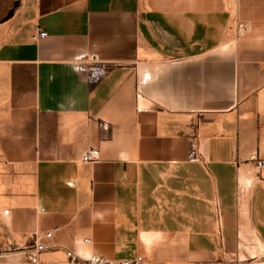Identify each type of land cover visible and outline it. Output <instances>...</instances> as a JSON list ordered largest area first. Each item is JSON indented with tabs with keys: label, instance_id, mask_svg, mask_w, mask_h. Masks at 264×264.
<instances>
[{
	"label": "crops",
	"instance_id": "0c3cea01",
	"mask_svg": "<svg viewBox=\"0 0 264 264\" xmlns=\"http://www.w3.org/2000/svg\"><path fill=\"white\" fill-rule=\"evenodd\" d=\"M243 8L0 0V264L258 263L264 44L232 30Z\"/></svg>",
	"mask_w": 264,
	"mask_h": 264
},
{
	"label": "rangeland",
	"instance_id": "374dc122",
	"mask_svg": "<svg viewBox=\"0 0 264 264\" xmlns=\"http://www.w3.org/2000/svg\"><path fill=\"white\" fill-rule=\"evenodd\" d=\"M242 1L243 5L246 4V8H243L245 15L243 14L242 18L239 19L238 12H236L232 30L236 31L237 36H247L253 42L264 44V0ZM240 25L245 26L246 30L244 32L239 31ZM251 256L258 257L257 264H264V251H261V249H256L255 252L251 253Z\"/></svg>",
	"mask_w": 264,
	"mask_h": 264
},
{
	"label": "built area",
	"instance_id": "2783aa9c",
	"mask_svg": "<svg viewBox=\"0 0 264 264\" xmlns=\"http://www.w3.org/2000/svg\"><path fill=\"white\" fill-rule=\"evenodd\" d=\"M246 30L244 25L239 26V31L244 32ZM46 34L43 32H40L35 39L37 38H43L45 37ZM99 159V152L95 149H89L85 152L82 161L83 162H88V163H94ZM262 166V163L258 162L257 167L260 168ZM7 213V211L5 212ZM51 233H47L45 236L47 238L51 237ZM47 247L40 243V242H35L34 246L31 249V254H30V261L32 263H36L38 259V255L43 252ZM67 257L70 259L72 264H144V258L142 256H137L133 260H112L105 258L103 256H97L94 255L92 256L89 260L86 261H79L77 257L75 256L74 253H67Z\"/></svg>",
	"mask_w": 264,
	"mask_h": 264
}]
</instances>
